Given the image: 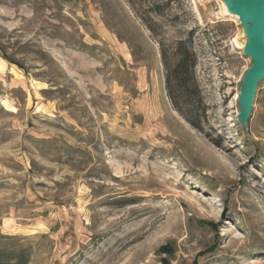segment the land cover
I'll return each instance as SVG.
<instances>
[{"label": "rangeland", "instance_id": "rangeland-1", "mask_svg": "<svg viewBox=\"0 0 264 264\" xmlns=\"http://www.w3.org/2000/svg\"><path fill=\"white\" fill-rule=\"evenodd\" d=\"M222 4L0 0V264H264V79L242 128Z\"/></svg>", "mask_w": 264, "mask_h": 264}, {"label": "water", "instance_id": "water-1", "mask_svg": "<svg viewBox=\"0 0 264 264\" xmlns=\"http://www.w3.org/2000/svg\"><path fill=\"white\" fill-rule=\"evenodd\" d=\"M225 10L237 16L245 35L244 55L251 59L238 94L237 120L242 128L248 122L260 82L264 79V0H221Z\"/></svg>", "mask_w": 264, "mask_h": 264}, {"label": "trees", "instance_id": "trees-1", "mask_svg": "<svg viewBox=\"0 0 264 264\" xmlns=\"http://www.w3.org/2000/svg\"><path fill=\"white\" fill-rule=\"evenodd\" d=\"M182 42L177 44V50H180V46ZM194 66V59L193 56L189 52H184L180 54L177 62L175 63L172 70L166 71L165 74V82H166V89L169 93L171 102L175 108H178L177 96L175 95V86L174 83L181 82L183 80V73L188 72L189 69L193 68ZM186 85V84H185ZM180 85L179 89H185L188 86ZM181 93V91H180ZM184 93V92H183ZM181 95V94H180ZM186 120L195 128L201 129L199 124L194 122L192 119L186 118Z\"/></svg>", "mask_w": 264, "mask_h": 264}, {"label": "bare ground", "instance_id": "bare-ground-1", "mask_svg": "<svg viewBox=\"0 0 264 264\" xmlns=\"http://www.w3.org/2000/svg\"><path fill=\"white\" fill-rule=\"evenodd\" d=\"M222 10L226 11V10H225V6H224V4H222Z\"/></svg>", "mask_w": 264, "mask_h": 264}]
</instances>
